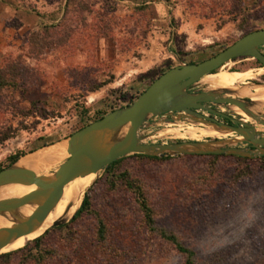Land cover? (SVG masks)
<instances>
[{
    "label": "rangeland",
    "instance_id": "rangeland-1",
    "mask_svg": "<svg viewBox=\"0 0 264 264\" xmlns=\"http://www.w3.org/2000/svg\"><path fill=\"white\" fill-rule=\"evenodd\" d=\"M11 6L27 11L33 28L23 43L15 40L20 50L0 52V66L16 60L26 67L17 87L0 90V165L6 168L8 157L19 151L30 156L67 147L71 135L133 104L170 69L203 62L264 29V0H0L2 19H12ZM33 33L45 41L30 45ZM256 69L264 68L242 57L215 73ZM259 73L232 87L236 97L245 98L236 93L252 90L249 83L264 85ZM203 90L208 84L202 80L192 92ZM253 111L264 113L258 106ZM141 136L147 144L192 141L178 123L153 117ZM68 158L47 164L39 175H52ZM154 158L130 155L112 172L100 173L86 192L93 213L52 227L40 244L15 252L7 264H185L183 255L148 230L121 174L141 181L157 227L192 249L197 264H264L261 157ZM99 220L107 229L104 240Z\"/></svg>",
    "mask_w": 264,
    "mask_h": 264
},
{
    "label": "water",
    "instance_id": "water-1",
    "mask_svg": "<svg viewBox=\"0 0 264 264\" xmlns=\"http://www.w3.org/2000/svg\"><path fill=\"white\" fill-rule=\"evenodd\" d=\"M262 48H264V29L245 35L203 62L183 64L170 69L154 81L133 104L115 110L71 135L67 145L69 158L52 174L53 178L48 175L39 176L31 169L18 166L19 161L28 156L21 157L16 163L0 171V188L13 184L37 186L34 193L26 197L1 200L0 214L7 212L13 215L16 210L26 205H38L30 219L14 215L17 225L10 229H0V250L14 243L16 239L36 231L40 223L60 201L64 188L69 183L91 174L98 176L113 163L130 155L264 157V133H258L253 124L244 122L243 119H233L236 125H230L197 113V110H203L228 119L230 116L213 109L210 104L231 109L237 107L252 122L264 126V113L253 111L257 103L249 98H238L230 90L192 92V89L206 76L214 74L224 65L238 58H252L264 68ZM152 117L164 124L179 122L203 124L224 132H232L243 139L147 144L141 136V131ZM126 126H129L126 136L118 139V133ZM244 144L248 147H239ZM66 221H60L53 227Z\"/></svg>",
    "mask_w": 264,
    "mask_h": 264
},
{
    "label": "bare ground",
    "instance_id": "bare-ground-1",
    "mask_svg": "<svg viewBox=\"0 0 264 264\" xmlns=\"http://www.w3.org/2000/svg\"><path fill=\"white\" fill-rule=\"evenodd\" d=\"M225 66V65H224ZM255 72L264 73V69H256L253 71H248L244 73H237L232 71H223L206 76L203 81L208 84L209 91H223L230 90L233 92L232 87L243 84L246 81H250ZM259 73V74H260ZM256 77V76H255ZM246 85V84H245ZM243 85V86H245ZM250 85V84H249ZM241 87V86H240ZM252 90H246L239 94L242 97L249 98L253 102L257 103L256 106L264 110V86H253ZM235 112L243 114L246 118L244 122H252V120L239 108L232 107ZM257 110V109H256ZM264 112V111H263ZM255 123V122H253ZM181 130L184 133V137L191 139L192 141H204L208 138H213V140H223V139H237L242 140V137L234 135L232 132H224L215 127L206 126L203 124H191L187 122H179ZM258 133H264L263 126H255ZM129 126H126L118 133L117 138L123 139ZM65 157H69L67 153V147L62 146H51L42 150L41 152L22 158L18 166L23 168H28L36 172L37 175L46 168L47 164L53 161L61 160ZM40 176V175H39ZM53 178L54 175H48ZM97 174L87 175L85 177H79L69 183L65 188L63 195L57 205L52 209L49 215L43 220L38 229L29 235L22 236L14 241L11 245L4 247L0 250V255L9 254L18 251L24 246L41 238L46 234L56 223L64 220H69L73 217L79 210L87 189L93 184L96 179ZM37 189L36 185H19L13 184L0 188V201L7 199H16L26 197ZM20 195V196H18ZM18 196V197H17ZM38 208L36 204L26 205L18 210H16L13 215L10 213L0 214V229H10L17 225L15 222L14 215L23 219H30L34 211Z\"/></svg>",
    "mask_w": 264,
    "mask_h": 264
},
{
    "label": "trees",
    "instance_id": "trees-1",
    "mask_svg": "<svg viewBox=\"0 0 264 264\" xmlns=\"http://www.w3.org/2000/svg\"><path fill=\"white\" fill-rule=\"evenodd\" d=\"M52 28H57V27H46L45 30H51ZM38 40H39V37L35 33H33L31 35L30 39H28L30 45H32V46L36 45L35 43H42L45 41V40H41V41H38ZM30 49H31V47H30ZM15 64H16V60L14 62H6L3 66H0V90H3L9 86L17 87L18 78L23 75V72H25L26 67L25 66L23 67V65L20 66V64H19V66L17 64L15 65ZM258 64L260 65V63H258ZM106 115L107 114H104V116H106ZM103 117L99 116V117L95 118L94 121L100 120ZM4 140H6V139H3L2 141H4ZM0 143H2V142H0ZM24 155H25L24 151H19L13 155H10L7 159V167L16 163ZM135 156L139 157V158L156 159L154 157H148V156L140 155V154H136ZM214 157H216V156H214ZM260 159L264 162V157H261ZM123 160L124 159H120L119 161L113 163L110 167L107 168V172H109V173L112 172L115 169V167H117ZM4 168H6V166L0 165V171H2ZM118 178L120 180H122L126 184L127 188L130 189L132 191V193L134 194V197H135L136 202L139 206V209L143 215L144 222H145V225L148 228V230L150 232L156 234L163 243L172 247L175 251H177L178 253L183 255L185 258V264H197L196 259H195L196 254L192 249H190L189 247L184 245L181 242V240L175 234L168 232L165 229H161V228L157 227V221L155 218L154 211H153V209H152V207L148 201L147 196L145 195V193L142 189L141 181L134 179V181L137 183V185H136L134 183V181H132L125 174H121L120 176H118ZM87 211L90 213H93V211L91 210V203H90L89 195H85L84 200L82 202V205L79 208V210L77 211V213L75 214L73 220H76L84 212H87ZM106 231H107V229H106V226L104 224V221L99 220V237L101 240H104ZM42 240H43V237L34 241L33 244L38 245V244H40V242ZM27 246L19 249L18 250L19 253L24 252L26 250ZM16 254L17 253L13 252V253L1 255L0 256V262L2 264H4V263L7 264L8 262H10V260ZM25 261L29 262L30 260L25 259Z\"/></svg>",
    "mask_w": 264,
    "mask_h": 264
},
{
    "label": "crops",
    "instance_id": "crops-1",
    "mask_svg": "<svg viewBox=\"0 0 264 264\" xmlns=\"http://www.w3.org/2000/svg\"><path fill=\"white\" fill-rule=\"evenodd\" d=\"M11 7L14 8L15 11L12 10V12L9 13L8 11L10 10L6 9V14L9 13L8 17L12 19H7V20L2 19L1 17L2 11H0V41H1L0 52H3V53L12 52L14 50H17L16 48L19 49L20 48L19 45H21V43H14L15 40L20 39L22 40V43H23L26 35H28V33H30V31L33 28V25H31V23L28 22V20L30 21L32 16L27 14L26 13L27 11H25L24 9H20L19 11H17L16 7L14 6H11ZM58 21L59 20H56L54 23H58ZM9 23H14V24L10 27H8L9 25L6 26V24H9ZM8 34L12 35L14 38L11 39L10 37H8ZM4 36L8 38V40H4L3 38ZM11 40H13V43Z\"/></svg>",
    "mask_w": 264,
    "mask_h": 264
},
{
    "label": "flooded vegetation",
    "instance_id": "flooded-vegetation-1",
    "mask_svg": "<svg viewBox=\"0 0 264 264\" xmlns=\"http://www.w3.org/2000/svg\"><path fill=\"white\" fill-rule=\"evenodd\" d=\"M210 106L213 108V109H216L217 111H219V112H222L223 111V109H221L220 108V106L219 105H217V104H210ZM197 113H199V114H202V115H206V116H208V117H210V118H213V119H215V120H217V121H220V122H223V123H226V124H230V125H236L235 123H234V121H233V119H236V118H233V117H231L230 116V118H224V117H221V116H218V115H216V114H213V113H211V112H206V111H203V110H197ZM229 116V115H228ZM236 120H240V119H236ZM264 127V126H263ZM213 139V138H212ZM250 147V146H249Z\"/></svg>",
    "mask_w": 264,
    "mask_h": 264
}]
</instances>
